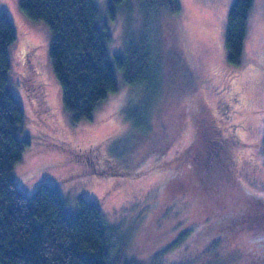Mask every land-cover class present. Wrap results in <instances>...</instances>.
<instances>
[{"label": "rangeland", "instance_id": "1", "mask_svg": "<svg viewBox=\"0 0 264 264\" xmlns=\"http://www.w3.org/2000/svg\"><path fill=\"white\" fill-rule=\"evenodd\" d=\"M233 2L179 0L175 34L165 21L161 29L163 84L148 90L127 83L116 67L118 89L91 118L77 121L64 105L53 70L48 24L22 14L19 0H0L17 33L10 49L11 90L25 112L22 138L30 141L15 165L18 187L33 194L50 183L72 212L81 198L97 202L114 255L124 249L126 257L146 264H249L247 252L264 258V236L226 233L239 209L214 212L218 202L202 201L187 189L204 183L203 174L172 183L184 172L180 164L195 160L191 154L205 149L217 154L215 137L221 142L226 136L231 142L225 161L240 186L264 198V0H254L238 65L230 63L226 46ZM108 3L97 0L100 13ZM142 19L132 2L108 20L111 60L124 51ZM175 48L179 59L171 56ZM197 95L209 116L201 123L193 118ZM164 142L170 143L167 148ZM206 155L209 162L211 154ZM220 179L223 189H239Z\"/></svg>", "mask_w": 264, "mask_h": 264}, {"label": "trees", "instance_id": "2", "mask_svg": "<svg viewBox=\"0 0 264 264\" xmlns=\"http://www.w3.org/2000/svg\"><path fill=\"white\" fill-rule=\"evenodd\" d=\"M132 2L143 21L128 39L124 51L111 60L108 45L112 31L108 20L115 19L123 6L132 7ZM253 3L254 0H234L230 8L226 46L231 64L242 61ZM19 7L22 14L43 20L50 28L53 70L64 105L75 120L91 118L96 106L118 89L116 67L123 71L125 82L143 85L148 90L157 89L165 81L161 29L165 21L175 34L174 16L181 10L179 0H109L104 9L101 5V13L97 0H19ZM16 40L11 18L0 10V264H146L126 257L124 249L113 254L106 221L97 202L81 198L77 210L72 212L50 183L43 182L33 194L18 187L15 165L30 141L22 138L25 112L11 90L10 49ZM178 50H172L171 56L179 59ZM185 67L192 79L194 75ZM198 97L193 118L201 123L209 116L204 99ZM223 139L220 142V137H215V143L219 144L216 143L217 154L207 149L191 154L196 156L195 160L189 158L190 161L181 163L179 170L184 172L178 173L172 183L179 185V181L190 180L189 176L195 179L198 173L203 174L200 177L204 183H193L187 189L202 201L218 202L214 212L225 215L231 206L239 209L237 216L231 218L233 222L224 227L229 237L232 232L264 236V198L253 196L240 186L233 166L225 161L228 154L224 152L231 140L228 139V144ZM169 144L164 142L162 146L167 148ZM207 152L211 154L209 162ZM215 173L233 181L239 189H223L222 180ZM204 231L215 230L204 228ZM259 251L260 248L255 249L257 254ZM244 255L249 264H264V258L248 252Z\"/></svg>", "mask_w": 264, "mask_h": 264}]
</instances>
